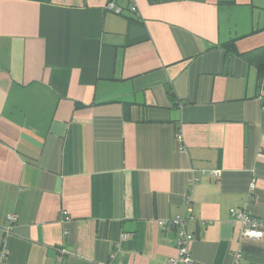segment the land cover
Here are the masks:
<instances>
[{
	"label": "crops",
	"instance_id": "1",
	"mask_svg": "<svg viewBox=\"0 0 264 264\" xmlns=\"http://www.w3.org/2000/svg\"><path fill=\"white\" fill-rule=\"evenodd\" d=\"M263 85L264 0H0L1 264H264Z\"/></svg>",
	"mask_w": 264,
	"mask_h": 264
},
{
	"label": "built area",
	"instance_id": "2",
	"mask_svg": "<svg viewBox=\"0 0 264 264\" xmlns=\"http://www.w3.org/2000/svg\"><path fill=\"white\" fill-rule=\"evenodd\" d=\"M106 9L108 11H112L114 13H120V8L116 6L113 1H110L106 5ZM129 10L131 12H135V7L131 4ZM264 90V85H263ZM180 139V138H179ZM204 173V172H203ZM212 175H217L216 171L211 173ZM254 189V183H250L248 186L249 193ZM190 202L186 199V207L187 212H191ZM232 220L235 224L239 226V236L240 238H246L251 240H257L260 238V223L254 217L248 215L243 210H231L230 211ZM7 219L13 222L15 219L12 216H8ZM66 213L63 212L61 214L60 221H66ZM189 218L182 216H175L174 218L168 220V224L173 226L176 229V241H175V249L176 256L168 259L164 262V264H194L193 256L190 250V243L192 241V235L187 232L186 225ZM160 225H164L163 222H160ZM60 254H66V251L61 249ZM3 260V254L0 255V264ZM61 260V257H59ZM241 260L240 253H236L233 256L234 264H238ZM60 264V263H59Z\"/></svg>",
	"mask_w": 264,
	"mask_h": 264
}]
</instances>
